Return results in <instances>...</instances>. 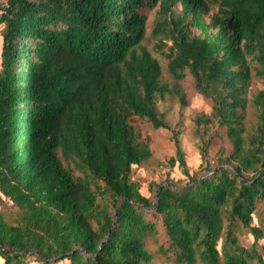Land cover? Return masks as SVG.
<instances>
[{"label":"trees","instance_id":"trees-1","mask_svg":"<svg viewBox=\"0 0 264 264\" xmlns=\"http://www.w3.org/2000/svg\"><path fill=\"white\" fill-rule=\"evenodd\" d=\"M144 9L171 86L143 45ZM0 37V204L14 209L0 210V264H153L158 224L173 264H264V90L246 127L251 80L264 83V0H0ZM187 74L210 107L194 118L193 175L157 106H186ZM139 121L174 145L151 196L133 178L153 157ZM176 166L187 182L170 178Z\"/></svg>","mask_w":264,"mask_h":264},{"label":"rangeland","instance_id":"rangeland-1","mask_svg":"<svg viewBox=\"0 0 264 264\" xmlns=\"http://www.w3.org/2000/svg\"><path fill=\"white\" fill-rule=\"evenodd\" d=\"M143 12L148 17L147 35L146 39L143 41V45L147 47L153 56L160 61L162 66V79L169 86H171L173 84V79L167 71L166 61L153 49L154 40L151 36V30L154 26L156 18V9H144ZM179 84L185 95L186 106L182 107L176 98L171 97H166L164 100L158 101L157 106L158 110L164 114L167 123L181 132L179 139L185 153L189 173L190 175H193L195 173L202 172L204 169V163L202 164L199 151L200 141L195 132L194 118L201 112L209 113L210 107L204 99L194 91L192 78L189 74H187L186 77L179 82ZM260 90H264L263 81L253 77L248 93L249 106L246 118V127L248 131H251L257 123V110L251 104V100ZM137 125L141 130L142 135L148 137L152 142L151 147L153 150V157L142 167L133 169V178L140 184L141 193L145 196H151L147 193L146 188L150 182L163 178L167 173L168 168L163 167V165H165V160L168 157L174 155V145L169 131L163 129L155 130L150 124L142 121H139ZM219 145V142L214 141L209 148V163L211 166L216 164L214 160L216 158V151ZM204 175H208V173L206 172ZM169 176L174 181L178 180L187 182V178L181 173L177 166L170 171ZM0 210L6 214L14 213V209H12L11 204L8 201L4 204H0ZM147 218L149 220H155L151 214H148ZM253 221L256 223V218H254ZM158 229L159 234L157 237L148 238L146 240L147 249L154 255L153 264H173L167 258L158 253L159 246L165 245V237L160 224H158ZM237 235L241 245L244 247H249L251 245L252 237L246 230L239 228L237 230ZM261 243L264 244V240H262ZM28 264L39 263H37L33 258H30ZM58 264H67V262L61 261Z\"/></svg>","mask_w":264,"mask_h":264},{"label":"water","instance_id":"water-1","mask_svg":"<svg viewBox=\"0 0 264 264\" xmlns=\"http://www.w3.org/2000/svg\"><path fill=\"white\" fill-rule=\"evenodd\" d=\"M205 176V175H204ZM157 198H158V195H156V198H155V201L153 202V206H152V208H154L155 207V204H156V200H157ZM117 217V215L115 214V218Z\"/></svg>","mask_w":264,"mask_h":264},{"label":"crops","instance_id":"crops-1","mask_svg":"<svg viewBox=\"0 0 264 264\" xmlns=\"http://www.w3.org/2000/svg\"><path fill=\"white\" fill-rule=\"evenodd\" d=\"M0 52H1V37H0ZM0 263H1V259H0Z\"/></svg>","mask_w":264,"mask_h":264}]
</instances>
